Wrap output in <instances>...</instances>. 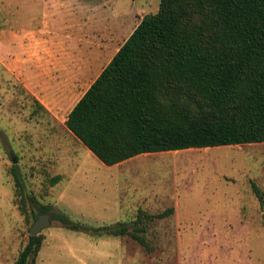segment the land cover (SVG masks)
Returning a JSON list of instances; mask_svg holds the SVG:
<instances>
[{"label": "rangeland", "instance_id": "obj_1", "mask_svg": "<svg viewBox=\"0 0 264 264\" xmlns=\"http://www.w3.org/2000/svg\"><path fill=\"white\" fill-rule=\"evenodd\" d=\"M160 1L0 0V264H15L42 215L32 197L92 228L174 209L143 221L152 250L50 218L36 264H264V207L252 188L264 196V143L145 154L112 168L64 125ZM113 188L124 205L131 195L149 198L130 205L132 214L93 215Z\"/></svg>", "mask_w": 264, "mask_h": 264}, {"label": "trees", "instance_id": "obj_2", "mask_svg": "<svg viewBox=\"0 0 264 264\" xmlns=\"http://www.w3.org/2000/svg\"><path fill=\"white\" fill-rule=\"evenodd\" d=\"M65 124L106 166L145 154L264 143V0H161ZM15 180L22 193L16 172ZM252 188L264 207L262 191L254 182ZM29 199L64 229L130 236L148 250L143 221L174 212L141 210L133 223L92 228ZM42 241L30 236L15 264H36Z\"/></svg>", "mask_w": 264, "mask_h": 264}, {"label": "crops", "instance_id": "obj_3", "mask_svg": "<svg viewBox=\"0 0 264 264\" xmlns=\"http://www.w3.org/2000/svg\"><path fill=\"white\" fill-rule=\"evenodd\" d=\"M67 119H68V117H67ZM67 119H66V121H67ZM66 121H65V123H66ZM65 125V127L67 128V126H66V124H64ZM67 130H68V128H67ZM69 131V130H68ZM70 132V131H69ZM70 134H72L71 132H70ZM73 135V134H72ZM74 136V135H73ZM89 152H90V150H89ZM91 153V152H90ZM96 157V156H95ZM97 158V157H96ZM98 159V158H97ZM135 159V158H134ZM99 160V159H98ZM131 160H133V159H130V160H127V161H125V162H122V163H120V164H117V165H114V166H109V167H112V168H120L121 166H123V164H126V163H128V162H130ZM100 161V160H99ZM101 162V161H100ZM102 163V162H101ZM102 164H104V163H102ZM105 165V164H104ZM261 190V189H260ZM110 192H112V194L110 193V194H108L107 195V197L104 199V203H103V205H102V207L100 206V207H98L97 208V211H94L93 212V215H97V216H100V217H108V218H114V217H117V216H121V215H128V214H132L133 213V211L131 210V207H130V205H132L133 207L132 208H134V207H136V206H140V205H143V203L144 202H147V199L149 198V196H142V197H139V196H137V197H135V195H131L130 197H129V202H127V204L128 205H124L123 204V202H122V199H125L126 198V196L125 197H121V198H118L117 197V194H115V189L113 188V189H111L110 190ZM258 198V197H257ZM157 199V203H160V200H158V199H161V198H159V197H156V196H153V202H155V200ZM259 200V199H258ZM154 204V203H153ZM154 205H156V204H154ZM132 211V212H131ZM62 212V211H61ZM164 212V211H163ZM163 212H161V213H163ZM138 213V212H137ZM157 214H160V213H157ZM157 214H153V215H157ZM67 215V214H66ZM138 215H139V213H138ZM51 216V215H50ZM68 216V215H67ZM69 217V216H68ZM138 217V216H137ZM70 218V217H69ZM107 218V219H108ZM136 221V220H135ZM134 221V222H135ZM80 223V222H79ZM118 223H128V222H126V221H116V223L114 224V223H112L111 225H116V224H118ZM130 223H133V222H130ZM83 224V223H82ZM87 225V224H86ZM111 225H108V226H111ZM90 226V225H89ZM100 227H102V226H100Z\"/></svg>", "mask_w": 264, "mask_h": 264}, {"label": "water", "instance_id": "obj_4", "mask_svg": "<svg viewBox=\"0 0 264 264\" xmlns=\"http://www.w3.org/2000/svg\"><path fill=\"white\" fill-rule=\"evenodd\" d=\"M15 162L16 161L14 160V163ZM50 218H51L50 214L40 215L39 219L35 222V224L31 228L30 235L31 236H38V234L40 233V231L42 229H44L50 225Z\"/></svg>", "mask_w": 264, "mask_h": 264}, {"label": "bare ground", "instance_id": "obj_5", "mask_svg": "<svg viewBox=\"0 0 264 264\" xmlns=\"http://www.w3.org/2000/svg\"><path fill=\"white\" fill-rule=\"evenodd\" d=\"M190 150H192V149H190ZM194 150H205V148L204 149H194ZM178 152H180V151H176V152H168V153H178ZM182 152H184V151H182ZM149 156V155H148Z\"/></svg>", "mask_w": 264, "mask_h": 264}]
</instances>
